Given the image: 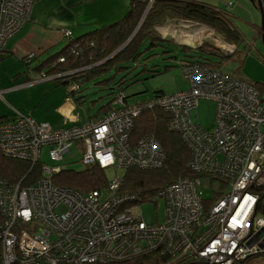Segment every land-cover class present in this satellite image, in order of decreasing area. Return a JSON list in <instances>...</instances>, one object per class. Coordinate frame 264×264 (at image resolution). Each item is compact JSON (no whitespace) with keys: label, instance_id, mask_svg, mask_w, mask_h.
<instances>
[{"label":"built area","instance_id":"obj_1","mask_svg":"<svg viewBox=\"0 0 264 264\" xmlns=\"http://www.w3.org/2000/svg\"><path fill=\"white\" fill-rule=\"evenodd\" d=\"M37 1L0 0V57ZM61 31L69 39L70 31ZM182 72L188 90L132 106L119 93L112 100L115 109L70 128H54L16 109L11 119L0 120V154L43 167L41 177L25 185L0 178V264H107L152 253L166 257L164 264H234L264 253V217L254 216L256 191L264 188V94L198 64H186ZM74 73H40L30 84ZM202 99L216 104L211 130L191 120ZM154 105L173 116L171 127L188 143V169L222 179L223 188H215L221 193L208 211L196 179H177L159 192L165 214L153 223L128 207L136 204L134 197L116 195L119 177L108 181L104 192L88 194L53 183L59 166L42 165L44 147L55 162L77 145L84 165L161 168L164 152L152 135L130 142L133 119L141 108Z\"/></svg>","mask_w":264,"mask_h":264},{"label":"trees","instance_id":"obj_2","mask_svg":"<svg viewBox=\"0 0 264 264\" xmlns=\"http://www.w3.org/2000/svg\"><path fill=\"white\" fill-rule=\"evenodd\" d=\"M249 1L260 11L264 21V0ZM148 5L149 0H130L128 11L115 23L99 26L76 38L69 37L66 48L41 64L42 66L38 68L39 73H44L47 76H57L61 73L75 70L73 75L54 80L65 85L68 94L75 101L81 103L83 97L77 98L76 95L80 93L81 87L85 83L90 82L94 77L110 70V68L119 63L124 65L129 61H135L139 56L140 48L145 43H148V48H154L162 43H174L170 39L162 38L161 31H159L169 25L168 23L176 22L175 24H180L185 21L190 24L196 23V25L208 27L213 30L221 42L232 46H236L242 41L236 19L224 7L208 4L204 0H154L150 6ZM140 21L142 22L139 26ZM138 26L139 28L137 29ZM159 27L161 28L158 29ZM258 32L261 34L264 43V24L263 27L260 26ZM180 47L186 53L192 51H198L199 53L196 56L190 55L195 60L184 62L182 71L183 67L189 63L212 69L211 67H214L212 65L217 64L207 60L206 56L225 55L210 41L199 43L192 49L186 46ZM236 51L237 49L235 53ZM202 52L205 55H201L200 53ZM62 57L64 62L59 63L58 60ZM80 69H83V71L78 72L77 70ZM122 69L124 67H119L118 70ZM150 72L152 74L158 73L156 70ZM72 86L77 88L71 90ZM253 86L264 94V81L255 83ZM159 96L161 95L155 94L152 99H156ZM112 100L102 106L100 113L92 118L100 117L106 112L115 109L112 105ZM124 103L128 105L126 97L124 98ZM196 118L195 110L191 114L193 123H196ZM3 119L8 118H0V120ZM172 120L173 116L159 106L141 108L139 114L133 119L130 142L135 143L140 138L152 135L162 147L165 156L164 162L161 168L154 170H143L137 167L124 169V173L120 178L121 183L115 193L119 197H134L135 200L133 202L138 204L158 199L159 192L177 179H196L200 182V185L202 180H207L208 189L211 190L212 195L204 198L200 185L198 190L201 192L203 200L202 207L204 211H208L221 193L220 189L223 188V185L220 181L222 179L216 176L201 175L188 169L191 150L183 136L171 127ZM196 124L200 125L199 123ZM214 125L215 119L213 127ZM42 168L39 163L30 165L27 162L5 158L0 154V178L10 183H21L23 185L32 183L41 177ZM52 181L55 185L72 188L81 194H88L93 191L104 192L108 184L104 170L96 164L84 165V168L80 171H69L59 168ZM218 186L220 189L215 191ZM256 192L259 199L254 216L255 218L264 217V188H259ZM259 255L264 256V253L247 257L234 264H248L251 257ZM167 260L166 257L152 253L128 261L107 264H164Z\"/></svg>","mask_w":264,"mask_h":264},{"label":"rangeland","instance_id":"obj_3","mask_svg":"<svg viewBox=\"0 0 264 264\" xmlns=\"http://www.w3.org/2000/svg\"><path fill=\"white\" fill-rule=\"evenodd\" d=\"M206 1L211 3V1L215 2L219 0ZM221 1L223 4L228 2V6L230 5V1ZM128 2L129 0H100L90 4L88 9L90 8L91 12L96 15L97 13L98 15L100 13L112 14L106 17L105 22H100L102 24L106 22L112 24L126 14ZM249 6L251 18L246 10L238 8L236 24L242 41L236 46L222 43L220 47L218 45L220 40L213 30L209 28L208 30L211 32H206V27L203 29L200 26H190L191 24L185 21L178 24L180 28L179 33L176 32L178 34L176 38L182 41L183 38H201L204 36L206 40L213 42L220 52H224L225 54L223 56H206L207 60L217 64L212 65L214 66L211 67L213 70L250 85L260 83L264 81V44L260 35L253 31V26L250 23L253 19L256 21V24L260 23L261 13L252 4ZM141 22H139V26ZM182 34L185 36H181ZM192 34H196L197 36ZM148 46V43H145L140 48L139 56L135 61H129L124 65L119 63L110 68V70L94 77L90 82L85 83L81 87V91L76 97H83L82 102L77 104V107L84 121H88V119L98 115L101 107L110 102L119 93H122L126 97L128 105H134L151 100L155 94L169 96L189 88L188 82L182 75V65L186 61H194L195 58H192L190 55L196 56L199 54L198 51L186 53L180 46H176L171 42L162 43L154 48H148ZM227 47L233 48L232 51L228 52V50H225ZM200 54L203 55L204 53ZM119 67H124V69L119 71ZM155 70L158 73L152 74L150 72ZM40 84L43 83L36 85ZM196 116V123H199L203 128L211 130L216 116V104L210 100H199L196 107ZM82 157V149L77 145H73L61 161H51L48 157V148L44 147L41 150L40 162L43 166L50 168L59 166L63 170L80 171L84 168ZM123 173L122 169L115 167H108L104 170L108 181H111L115 177L121 178ZM200 190L204 198L212 195L211 190L208 189L207 180L201 181ZM128 207L136 209V212H140L142 219L147 223H153L155 219L160 221L164 218L165 214L164 201L160 198H156L151 202L132 204ZM248 264H264V256L251 257Z\"/></svg>","mask_w":264,"mask_h":264},{"label":"crops","instance_id":"obj_4","mask_svg":"<svg viewBox=\"0 0 264 264\" xmlns=\"http://www.w3.org/2000/svg\"><path fill=\"white\" fill-rule=\"evenodd\" d=\"M98 1L100 0H38L34 4L28 22L7 41L0 59V92H2L0 118H12V109H16L35 121L46 122L54 128H70L86 122L77 107L80 103L68 94L65 85L55 80L42 81L39 82L43 83L40 85L30 83L39 80L38 68L42 66L41 64L66 48L68 38L63 36L61 31L63 28L70 31L71 38H76L98 28L99 25L110 23L100 22H105L106 17L112 14L98 15L97 13V16L91 12L90 8L88 9L90 4ZM204 1L214 6L224 7L235 19L238 16V8L246 10L250 18L252 16L249 10V5L252 3L249 0H227L230 1L229 6L228 2L223 4L221 0L211 1V3ZM129 4L130 0L128 8ZM175 23H168L169 25L159 30L162 38L172 40L177 46H186L191 49L199 43L208 41L204 36L201 38L191 36L192 38L179 40L176 38L178 35L176 32L179 33L180 26ZM250 24L253 26V31L261 37L258 32L261 21L256 24L253 19ZM190 26L200 25L191 24ZM200 28L205 27L200 26ZM205 29L206 32L210 31L208 27ZM29 55L33 57L26 61Z\"/></svg>","mask_w":264,"mask_h":264},{"label":"water","instance_id":"obj_5","mask_svg":"<svg viewBox=\"0 0 264 264\" xmlns=\"http://www.w3.org/2000/svg\"><path fill=\"white\" fill-rule=\"evenodd\" d=\"M263 24H264V21H263V17H262V14H261V24H260V26L263 27ZM135 32H136V31H135ZM135 32H134V33H135ZM133 35H134V34H133Z\"/></svg>","mask_w":264,"mask_h":264}]
</instances>
